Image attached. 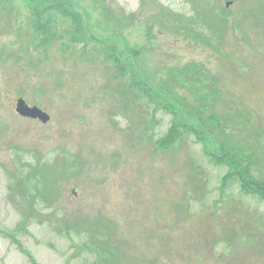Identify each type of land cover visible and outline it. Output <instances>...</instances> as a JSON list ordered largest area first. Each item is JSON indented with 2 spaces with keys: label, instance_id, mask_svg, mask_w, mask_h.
<instances>
[{
  "label": "rangeland",
  "instance_id": "rangeland-1",
  "mask_svg": "<svg viewBox=\"0 0 264 264\" xmlns=\"http://www.w3.org/2000/svg\"><path fill=\"white\" fill-rule=\"evenodd\" d=\"M3 2L0 264H32L17 244L39 264H264V203L237 186L223 196L226 167L212 163L193 139L155 151L170 115L158 111L148 119L145 100L125 95L115 68L100 51L92 53L97 45L86 47L93 37L124 55L141 47L134 57L140 75L162 87L167 72L199 65L222 92L217 113H251L249 127L236 130L248 142L264 133V0H79L89 33L73 34L59 23L56 32L49 26L44 45L28 28L24 0ZM58 17L45 19L51 25ZM170 88L174 99L196 105L186 89ZM20 97L50 122L19 117ZM59 157L69 171L54 165ZM255 175L264 177V140ZM19 177L27 180L16 186ZM40 178L50 183L46 202L37 204L32 187ZM23 213L29 223L20 230Z\"/></svg>",
  "mask_w": 264,
  "mask_h": 264
},
{
  "label": "trees",
  "instance_id": "trees-1",
  "mask_svg": "<svg viewBox=\"0 0 264 264\" xmlns=\"http://www.w3.org/2000/svg\"><path fill=\"white\" fill-rule=\"evenodd\" d=\"M44 1L58 9H67L66 3H69L68 0H41ZM78 20L77 17L73 20L76 26L79 25ZM97 44L98 52L115 68V79H123L125 95L129 92L136 103L145 100L148 119L150 114L158 111L170 115L171 122L167 131L154 141L155 151H168L182 144L185 139H193L202 145L204 154L212 163L226 167L220 185L223 196L227 195L230 188L237 186L241 195L255 197L264 203V177L255 175L257 153L262 146L264 133H252L248 142L238 138L236 130L249 127L252 123L251 114L245 110H237L232 114H220L214 110L215 101L221 97L222 92L216 85L213 74L199 65H189L176 72H167L170 80L163 82L164 88L162 84L149 83L140 75L139 62L134 58L139 56V50L129 49L125 56L116 48H108L104 42L99 41ZM171 84L186 89L195 98L196 105L190 104L185 98L174 99ZM185 112L188 113L187 116H183ZM189 115L196 122L189 120ZM36 181L32 191L35 196H41L37 185L42 184V199L46 201L45 185L48 186L50 181L42 178ZM26 222L24 218L20 228ZM99 234L102 237L98 239L102 243L105 237ZM11 239L15 242L13 237ZM17 246L32 264H39L21 244Z\"/></svg>",
  "mask_w": 264,
  "mask_h": 264
},
{
  "label": "water",
  "instance_id": "water-1",
  "mask_svg": "<svg viewBox=\"0 0 264 264\" xmlns=\"http://www.w3.org/2000/svg\"><path fill=\"white\" fill-rule=\"evenodd\" d=\"M17 111L22 116L39 118L42 122L46 123L49 120V116L37 108H29L23 100L18 102Z\"/></svg>",
  "mask_w": 264,
  "mask_h": 264
}]
</instances>
